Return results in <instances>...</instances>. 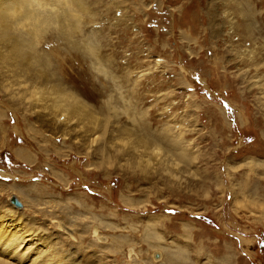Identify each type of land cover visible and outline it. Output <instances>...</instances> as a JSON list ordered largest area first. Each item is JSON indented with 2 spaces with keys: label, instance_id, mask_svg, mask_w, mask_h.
<instances>
[{
  "label": "rangeland",
  "instance_id": "obj_1",
  "mask_svg": "<svg viewBox=\"0 0 264 264\" xmlns=\"http://www.w3.org/2000/svg\"><path fill=\"white\" fill-rule=\"evenodd\" d=\"M44 256L264 264V0H0V264Z\"/></svg>",
  "mask_w": 264,
  "mask_h": 264
},
{
  "label": "bare ground",
  "instance_id": "obj_2",
  "mask_svg": "<svg viewBox=\"0 0 264 264\" xmlns=\"http://www.w3.org/2000/svg\"><path fill=\"white\" fill-rule=\"evenodd\" d=\"M75 1V0H74ZM85 11V10H84ZM20 155H22L26 160H27V158L29 157V155H28V153H25L24 151H20ZM21 156V157H22ZM26 160H25V162H26ZM29 160V159H28ZM27 160V161H28ZM30 162V161H29ZM2 174V173H1ZM3 175V174H2ZM13 197V196H12ZM9 230H11V228L10 229H8L7 231H9ZM19 238H17V237H15V239L14 240H16V243H15V245H18L20 242H23V239L24 238H22L23 236H22V234H20L19 236H18ZM9 245H12V243H10ZM33 251V250H32ZM51 256V255H50ZM50 256H47V257H45V259H47V260H45V259H39V257H38V259H37V257H36V259H37V262L35 263V264H46L47 263V261H48V264H50L49 263V260H50ZM52 258V257H51ZM53 259H54V264H65L64 262V260L65 259H60V258H55V257H53ZM35 261V260H34ZM66 264H68V263H66Z\"/></svg>",
  "mask_w": 264,
  "mask_h": 264
},
{
  "label": "water",
  "instance_id": "obj_3",
  "mask_svg": "<svg viewBox=\"0 0 264 264\" xmlns=\"http://www.w3.org/2000/svg\"><path fill=\"white\" fill-rule=\"evenodd\" d=\"M12 202L15 204V205H20L18 201L15 200V198H12Z\"/></svg>",
  "mask_w": 264,
  "mask_h": 264
}]
</instances>
